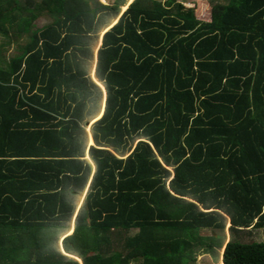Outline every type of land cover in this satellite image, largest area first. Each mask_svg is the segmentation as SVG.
Here are the masks:
<instances>
[{
	"label": "trees",
	"instance_id": "1",
	"mask_svg": "<svg viewBox=\"0 0 264 264\" xmlns=\"http://www.w3.org/2000/svg\"><path fill=\"white\" fill-rule=\"evenodd\" d=\"M127 2L0 0V264H264V0Z\"/></svg>",
	"mask_w": 264,
	"mask_h": 264
},
{
	"label": "rangeland",
	"instance_id": "2",
	"mask_svg": "<svg viewBox=\"0 0 264 264\" xmlns=\"http://www.w3.org/2000/svg\"><path fill=\"white\" fill-rule=\"evenodd\" d=\"M99 2L103 4H107L111 0H98ZM131 0H128L127 4L130 3ZM161 2H166L167 0H158ZM197 0H175V2L181 3L184 7L186 8H191L195 6ZM126 5L121 8V12L125 10ZM49 17L42 16L38 18L34 23L36 26H41L49 21ZM6 40V39H5ZM4 40V41H5ZM4 46H7L6 43ZM10 47V48H9ZM7 50H5L6 57L11 55L13 53V45L10 44ZM92 123V122H91ZM90 123V124H91ZM90 124L87 127V130L89 131ZM91 137V136H90ZM89 143H92L91 140L89 139ZM245 232H242L239 235L233 236L234 239H237L242 242H248V241H262L264 240V229L260 228H252L249 230H244ZM72 232V227L69 233ZM62 239V238H61ZM195 255H196V264H215V261L213 259V255L209 252H207L203 248H196L195 250ZM79 262L81 263V259H78ZM220 263V262H219Z\"/></svg>",
	"mask_w": 264,
	"mask_h": 264
},
{
	"label": "crops",
	"instance_id": "3",
	"mask_svg": "<svg viewBox=\"0 0 264 264\" xmlns=\"http://www.w3.org/2000/svg\"><path fill=\"white\" fill-rule=\"evenodd\" d=\"M42 26V25H41ZM91 122H89L88 123V125L90 124ZM88 127V126H87ZM86 130H87V128H86ZM88 131V130H87ZM88 133H89V131H88ZM89 139L91 140V142H92V139H91V137H90V133H89ZM89 144H92V143H89ZM225 233H226V236H227V239H229V234H228V232L227 231H225Z\"/></svg>",
	"mask_w": 264,
	"mask_h": 264
}]
</instances>
